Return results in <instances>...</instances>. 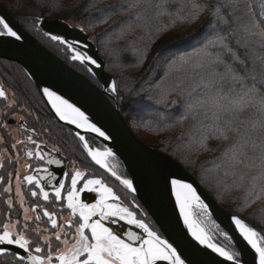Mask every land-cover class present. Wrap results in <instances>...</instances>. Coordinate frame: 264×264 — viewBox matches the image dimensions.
<instances>
[{
	"label": "snow or ice",
	"instance_id": "1",
	"mask_svg": "<svg viewBox=\"0 0 264 264\" xmlns=\"http://www.w3.org/2000/svg\"><path fill=\"white\" fill-rule=\"evenodd\" d=\"M42 9H46L43 0H16L11 11L23 20L27 13ZM117 13L122 19L109 26L119 28L118 33H113L115 39L132 35L137 29L152 36L149 20L167 19V24L156 28L151 46L133 41L121 49L129 55L117 57L119 65L137 69L144 68L153 48L170 27L183 23L195 25L204 18L196 34L155 50L144 75L133 78L135 82L143 80L149 87L126 86L127 94L129 98H138L133 103L147 99L161 104L165 109L161 120L173 121L170 127L188 124L181 137L186 138L188 149L194 147L197 152H207L225 143L213 163L232 178L226 191L243 192L241 209L259 202L264 210V0H216L215 4L205 0H121L97 8L96 19L106 24ZM45 23L40 15L31 20L34 28ZM45 34L66 46L72 61L104 71V62L86 50L87 44L70 42L66 36L51 30ZM23 35L19 25L0 12V42L19 47ZM197 36L202 37L198 47L190 43ZM88 71L98 74L92 67ZM105 83L106 91L121 101L125 99L116 80L109 77ZM42 95L60 121L104 140L110 139L80 107L56 91L44 87ZM0 98L8 100L3 87ZM14 105L15 99L6 107L10 109ZM249 110H254L255 119L241 120L240 115ZM40 119L36 117L37 123ZM0 128L8 130L11 125L0 122ZM47 128L42 125L41 131ZM20 129L24 138L11 137L9 133L10 145L0 135V169L4 170L0 174V198H3L0 199V256L11 257L14 264H197L196 255H208L196 247L200 245L213 254L209 264H249L245 250L238 247L234 236L219 232L225 242L221 243L200 225L201 218L211 219L209 204L172 159L158 157L149 163V171L179 209V216L195 244L182 245L165 238L148 220V212L135 195L131 203H126L129 195L138 193L139 188L135 178L118 174L108 163L109 158L115 157L111 148L103 152L93 149L83 135L76 133L91 160L122 186L120 191L103 177L97 178L75 167L76 161H72V171H64L59 147L44 151L35 138L38 133L34 126L29 127L25 121ZM53 165L60 170V177ZM9 166L12 171L8 170ZM65 210L67 216L63 215ZM118 221L139 231L121 233L111 226ZM231 222L234 231L246 242L251 264H264V228L258 230L237 215L231 217ZM259 222L264 224V217Z\"/></svg>",
	"mask_w": 264,
	"mask_h": 264
},
{
	"label": "water",
	"instance_id": "2",
	"mask_svg": "<svg viewBox=\"0 0 264 264\" xmlns=\"http://www.w3.org/2000/svg\"><path fill=\"white\" fill-rule=\"evenodd\" d=\"M0 12L13 19L14 23H17L24 33L22 41L19 42V47L14 44L0 42V60L18 64L31 78L50 110L51 105L47 103V98L42 95L44 87H49L50 90L56 91L58 95H62L70 103L80 107L92 122L96 123L110 136V139L104 140L95 133L77 129L75 125L60 121L51 110L54 117L60 123L67 125L75 134L79 132L87 140L88 135L93 136L104 148L113 150L115 157L122 162L130 178H135L139 192L134 195L147 209L164 236L180 242L182 245L195 244V241H192L191 236L188 234L182 218L179 216V209L174 206V202L169 198L168 193L152 179L149 163L160 156L172 159L179 165L180 173L197 187L202 198L209 204L211 218L223 231L235 237L236 244L239 248L245 250V259L251 264V254L248 252L246 242L234 231L235 226L231 222V217L234 214L225 210L181 163L170 155L145 144L135 135L118 102L113 101V96L106 91V80L109 77L113 80L114 78L106 72L105 61L92 37L84 29L80 31L82 28L74 27L62 20H45V25L43 27L39 26L45 33L51 30L55 34L66 36L70 42L77 40L87 44L89 47L86 50L98 60L104 62V71L102 72L95 69L94 66H87V68L92 67L93 71L98 73L94 77L101 87L74 70L40 43L1 4ZM88 142L93 149H96L89 140ZM112 178L115 180L114 177ZM116 182L118 183V181ZM196 247L201 252L208 253V255H196L194 259L197 264H209L213 258L210 250H206L200 245H196Z\"/></svg>",
	"mask_w": 264,
	"mask_h": 264
},
{
	"label": "trees",
	"instance_id": "3",
	"mask_svg": "<svg viewBox=\"0 0 264 264\" xmlns=\"http://www.w3.org/2000/svg\"><path fill=\"white\" fill-rule=\"evenodd\" d=\"M46 5V9L30 12L25 15V19L21 20L15 12L11 11V8L16 4V0H0V4L5 7L24 27L28 32L38 34L42 32L39 29V25L34 28L31 24V20L34 16L40 15L44 20H62L84 29L93 39L97 45L101 56L106 61V70L112 75L116 81L120 84L122 94L125 99L121 101L119 97L113 98L118 102L121 111L131 126L135 135L145 144L162 151L179 163H181L189 173L195 176L200 184L206 191L212 195L217 202L230 213L245 219L246 223L251 226L264 228V224L259 221L264 217V210L261 204L258 202L251 208L241 209V198L243 196L242 191H226L227 185L231 183V177L225 176L222 169H217L213 163L215 158L220 155L221 149L226 144L221 143L219 147H214L213 150L207 152H197L195 148L188 149L186 138L182 139V134L186 133L189 125L184 126L176 125L170 127L173 121H163L161 116L164 114L165 109L161 104H157L145 99L142 103H133L136 97L129 98L127 94L126 86H134L140 88L143 85L144 88H148L149 85L144 83L143 80L135 82L133 78H140L144 75V70L147 68V64L151 62L152 55L155 50L162 47L164 44H170L172 41L190 37V34L194 35L200 30L204 24V18L202 17L195 25L190 23L179 24L174 28L163 33V39L156 44L152 50V54L149 55L148 61L145 63L144 68L137 69L131 66H120L117 57L121 55H129L127 52H121V49L131 42H135L138 45L151 46V40L157 35L156 28L167 24V19L157 20L151 18L149 23L152 25V36H149L146 30L137 29V31L122 39L113 38V33H118L119 28L110 29L109 26L113 24V21H120L122 19L119 13L112 15L106 24L100 23L96 19L97 8H104L109 4H118L121 0H43ZM209 4H215L216 0H205ZM258 2V0H257ZM60 5V7H56ZM95 5V7H93ZM153 16V14H149ZM207 13H205V16ZM205 31H207L205 29ZM143 36L144 39H139ZM201 36H197L196 39H191L190 43L194 46H199L198 41L201 40ZM44 42V41H43ZM44 44L53 52L61 57L68 59L62 51L53 46L50 42H44ZM191 51V48L188 49ZM71 66L79 72H87L84 65L79 63H71ZM3 66L0 65V68ZM18 67L17 65L10 66ZM9 68V67H7ZM23 73V72H22ZM24 75V74H23ZM11 77L9 76L8 79ZM30 93V90H28ZM38 100L41 102L42 98L38 92ZM241 120H253L255 119L254 110L240 115ZM188 161L187 163L185 161Z\"/></svg>",
	"mask_w": 264,
	"mask_h": 264
},
{
	"label": "flooded vegetation",
	"instance_id": "4",
	"mask_svg": "<svg viewBox=\"0 0 264 264\" xmlns=\"http://www.w3.org/2000/svg\"><path fill=\"white\" fill-rule=\"evenodd\" d=\"M29 33L33 35L38 41H40L44 46H46L44 42H50L53 46L57 47L58 50L62 51L67 58H69V52L66 51V46L52 41L50 37L44 32H40L36 35L31 32ZM53 53L71 66L72 62L70 59H65L55 52ZM0 65L3 66L2 68H0V87H3L8 95V100L0 98V122H7L11 125V128H9L8 130L0 128V135L5 136V138L9 140V145L12 142L9 137V133L11 137H17L20 139L24 138V136L21 135L23 130L20 129V125L26 121L29 127L34 126L36 128L38 135L35 138L37 139L38 143H41L44 151H50L53 146L59 147L61 149L60 157L64 159V171H72V161H76L75 167L93 174L97 178L103 177L110 186L114 187L117 191H120L122 187L118 186V183L110 176V173L106 169L97 166L95 162L91 160V158L87 155L86 150L83 148L82 142L79 140L76 134L67 125L60 123L54 117L42 96L41 98L43 102L40 103V101L38 100L39 91L28 74L16 63L0 60ZM14 65H17L18 67L10 68V66ZM79 73L85 75L94 84L101 87L94 75H92L90 72ZM9 76L11 77L10 79H8ZM28 90H30V93ZM13 99H15V105L10 109L7 108L6 105L12 103ZM29 113H32V115H29ZM37 116L41 118L39 123H37L36 121ZM21 117H23V120H21ZM42 125L48 126L47 130L44 132L41 131ZM88 140L96 149L98 148L101 151H104L105 148L96 138L88 135ZM108 163L114 167L118 174H124L127 178H130L124 166L119 162L118 159L114 157L112 161L111 158H109ZM16 167H19V165H16ZM51 167L56 170L57 176L60 177V170L56 169L55 165ZM8 170L12 171V166H9ZM21 171H23V169H21ZM0 174H4V170L0 169ZM6 186L7 185H4V187ZM133 195L134 194L129 195L126 203H131ZM136 201L142 206L145 211H147V209L137 197ZM91 202H94V200ZM55 207H59L58 202ZM63 215H68L67 210L63 212ZM148 220L152 222L154 227L162 233L159 226L156 224L150 214L148 216ZM111 226L121 233L128 230L139 231L138 229H135L133 225H126L123 221H118L115 225ZM6 262L7 264H14V261L11 257L0 256V264H6Z\"/></svg>",
	"mask_w": 264,
	"mask_h": 264
},
{
	"label": "rangeland",
	"instance_id": "5",
	"mask_svg": "<svg viewBox=\"0 0 264 264\" xmlns=\"http://www.w3.org/2000/svg\"><path fill=\"white\" fill-rule=\"evenodd\" d=\"M53 21V20H52ZM93 40V39H92ZM66 51H68V50H66ZM103 58V57H102ZM68 59H70L71 60V58H70V55H69V58ZM104 59V58H103ZM105 61V60H104ZM71 62L72 63H79L80 64V62H78V61H72L71 60ZM105 64H106V61H105ZM84 68H87V67H85L84 66ZM88 72V71H87ZM106 72H107V70H106ZM108 73V72H107ZM109 74V73H108ZM112 76V75H111ZM113 77V76H112ZM114 78V77H113ZM114 80H116L115 78H114ZM114 158V157H113ZM113 158H111V160L113 161ZM94 163V162H93ZM97 166H99V165H97ZM200 225L202 226V227H204L206 230H208L210 233H212V234H214V239H216V240H218L219 242H221V243H225L224 242V240H223V238L221 237V236H219V232H221V231H223L221 228H217V225L214 223V222H212V221H210L209 219H205V218H201V221H200Z\"/></svg>",
	"mask_w": 264,
	"mask_h": 264
},
{
	"label": "bare ground",
	"instance_id": "6",
	"mask_svg": "<svg viewBox=\"0 0 264 264\" xmlns=\"http://www.w3.org/2000/svg\"><path fill=\"white\" fill-rule=\"evenodd\" d=\"M119 162L122 164V162L119 160ZM100 167V166H99ZM210 221H212L211 219H209ZM213 222V221H212Z\"/></svg>",
	"mask_w": 264,
	"mask_h": 264
}]
</instances>
